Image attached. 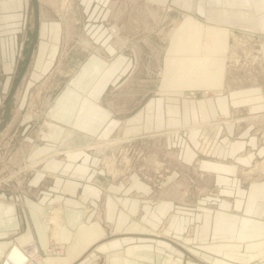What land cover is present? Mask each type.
Returning a JSON list of instances; mask_svg holds the SVG:
<instances>
[{"label":"crops","instance_id":"1","mask_svg":"<svg viewBox=\"0 0 264 264\" xmlns=\"http://www.w3.org/2000/svg\"><path fill=\"white\" fill-rule=\"evenodd\" d=\"M89 1L93 9L89 22L104 25L111 1ZM151 1L158 6L172 5L187 10L184 17H175V26L168 32L172 34L168 55H180L183 59L168 60L166 88H224L222 70L228 37H236V31L264 37V0ZM38 2L42 8V1ZM31 6L32 0H0V167L16 156L15 148L6 156L9 145L5 142L6 136L17 131L16 126L23 134L30 132L29 141L34 139L31 134L35 128L24 122L25 100L18 90L30 75V66L12 100L7 101L24 57L27 30L32 27ZM42 23L40 13V30ZM40 30L32 56L35 60L38 57L37 68L46 49L44 45L39 57ZM104 33L102 30L96 34L106 52L111 41L106 44ZM102 60L87 58L79 64L72 87L56 99V122H50L52 132L38 128L42 140L25 144L21 157L28 153L34 164L28 165L33 168L26 172L21 191L10 190L14 180H1L2 186L5 183L7 187H0V263L14 243L23 245L36 240L45 250L51 241L52 223L44 219L54 213L57 216L53 220L57 222L53 223V236L65 247V253L50 255L46 264H264V180L242 184L239 174L242 165L264 152L257 137L264 129V112H256L264 104L254 102L248 116L227 111L222 106L226 99L213 102L203 98L184 99L185 107L180 110L170 99L171 109L165 107L163 99L157 105L156 99H150L145 105L147 115L156 119L157 126L165 122L173 126L213 122L218 113L229 115L220 121L229 124L217 121L197 127L203 129L205 141L210 145L207 154H216L201 158V164L209 168L215 176L213 183L221 190L211 205L204 203L206 194H199L205 197H199L195 204L198 212L190 209L189 202L176 203L175 192H167L163 197L151 193L152 189L138 174L132 175L128 186L118 185L113 191L111 180L100 175L96 168L98 157L89 148L92 146H84L90 144L84 141L91 142V136L109 137L121 124L115 112L104 106L106 99H100L111 80L109 73L98 76L99 73L118 70L116 67L111 70L110 61ZM260 90L262 95L248 91V99L264 100V88ZM134 115L127 123L133 126L131 129L135 127L134 120H141L142 110ZM148 124L151 123L147 121L145 127ZM255 124L261 127L255 128L258 127ZM198 129L192 128V139L196 138ZM227 132H235V138H229ZM99 145L107 147V142ZM187 155L193 156L190 151ZM153 199L156 202H151ZM182 199H185L183 194ZM195 213L198 218L194 220ZM192 220L193 233L187 236ZM163 223H166V238L157 233Z\"/></svg>","mask_w":264,"mask_h":264},{"label":"rangeland","instance_id":"2","mask_svg":"<svg viewBox=\"0 0 264 264\" xmlns=\"http://www.w3.org/2000/svg\"><path fill=\"white\" fill-rule=\"evenodd\" d=\"M41 1L40 13L44 23L40 30L38 56H41L43 47L46 46V49L38 68V57L36 60L32 57L29 65L30 75L18 89L21 99L25 100V106L22 108L25 112L24 122L26 125L30 124L31 128H35L32 129L33 134H31L34 139L29 141L27 133L30 134V132L23 134L17 126L14 134L10 137L6 136L5 142L9 145V152L6 150V156H10L14 148L16 156L9 158L6 166L0 167V187L5 189L7 185L4 183L2 186L1 180L6 181L9 178L15 181L10 184V190L21 191L25 183L26 172L33 168L28 165L29 163L34 164L30 161L32 159L29 160L28 153L25 157H21L23 150L26 149L25 144H36L42 140V135L39 137L38 128L48 131L47 123L50 126V122H56L54 116L56 99L66 89L72 87L71 82L78 74L79 64L87 58H97L100 62L102 59H105L107 63L110 61L111 70L115 67L118 69L115 72L99 73L98 76L109 73L111 82L108 81L100 99H106L104 106L109 107L112 112H115L116 118L121 119V124L119 123L120 125L109 137L91 136L93 139L90 140V144H84V146L91 145L92 147L89 148L98 157L96 168L99 174L111 180V186H115L111 187L113 191L118 185L128 186L132 175L138 174L152 189L151 193H159L163 197L167 192H175L178 197L176 203L182 205L189 202L191 204L189 207L194 212H198V207L195 206L198 198L205 197L198 196L199 194L207 195L208 198L204 200V203L213 204L217 191L221 188L218 189L219 185L213 183L215 176L209 168L201 164V158L211 154H207V148L210 145L208 146L205 141L202 134L203 129L197 127L217 121L229 124L228 121L220 122L229 118V115L218 113L217 120L213 122H190L180 126L169 125L165 122L157 126L156 119L147 115L148 107L145 105L150 99H156V105L163 99L165 107L168 106L171 109L172 102H168L170 99L180 110L184 106V99L197 101L203 98L208 101L211 99L212 102L216 99H226L222 101L224 102L222 106L227 108V111L249 116L252 104H264L263 99H248V91L263 94V90L260 89L264 88V37L251 36L242 31H236V37H228L222 70L224 88L192 89L186 87L184 90L166 88L168 60L176 62L183 59L180 55H168L172 39V34L168 32L175 26V17L180 15L184 17L187 10L182 11L172 5H169L170 8L169 6H158L155 1L151 0H110L112 5L110 12H107L109 16L107 15L104 25L100 22L94 25L89 22L93 11L89 0H71L70 3H65L64 0ZM64 3L66 10L62 9ZM31 8V20L30 18L29 20L33 28L35 25L34 9L32 6ZM113 25L119 27L118 36L111 29ZM102 30L105 31L106 44L111 41V48L110 50L105 49L106 52L101 48L102 43L99 42L96 34ZM87 37L91 43L85 45L84 39ZM117 37H123L121 40L128 41L118 45ZM117 59L120 60L118 65H113ZM169 65L172 66V64ZM188 67L191 68V65ZM79 98L81 99L82 96ZM140 110L143 116L138 122L135 120L132 122L135 127L131 129L133 126L127 123L134 119V114ZM256 112L262 113L264 108ZM147 121L151 124L145 127ZM260 125L255 124L258 126L255 128L261 127ZM192 128L198 129L195 140L191 137ZM227 135L229 138H235V132L234 134L227 132ZM257 137L264 147V129L258 132ZM105 142H107V147L99 145ZM186 151L192 152V158L187 155ZM215 156V153L211 155V157ZM239 174L242 184L264 180V152L242 165ZM180 193L181 196H179ZM182 194L185 199H182ZM189 197L190 201H188ZM154 201L156 202V199L151 200V202ZM197 218L198 214L195 213L194 220ZM50 220L51 223L57 222L52 218ZM165 225L166 223H163L157 232L160 237L164 238H166ZM194 226L192 220L190 228L188 227L185 233L187 236L193 233L191 227ZM51 228L50 225V237H52Z\"/></svg>","mask_w":264,"mask_h":264},{"label":"built area","instance_id":"3","mask_svg":"<svg viewBox=\"0 0 264 264\" xmlns=\"http://www.w3.org/2000/svg\"><path fill=\"white\" fill-rule=\"evenodd\" d=\"M54 213H50L45 217V221L52 222L50 218ZM51 225L52 237L49 246L43 250L36 240H31L23 245L14 243L6 252L1 264H46V260L50 255L65 253V247L59 242L57 237L53 236L54 225ZM16 245H18V253H13ZM17 255V256H12Z\"/></svg>","mask_w":264,"mask_h":264},{"label":"water","instance_id":"4","mask_svg":"<svg viewBox=\"0 0 264 264\" xmlns=\"http://www.w3.org/2000/svg\"><path fill=\"white\" fill-rule=\"evenodd\" d=\"M32 4H33V9H34L35 25L32 29L29 28L27 30V39L24 43V48H23L24 57H23V59H21V64L18 67V72L16 74V77H15L13 84H12V87L10 89L8 99H7L8 102H10V100H12V97L14 96L16 90L18 89L20 82L23 80V78L26 74V71L29 67L31 60H32L33 51H34V48H35V45L37 43L38 36H39V30H40L39 2H38V0H32Z\"/></svg>","mask_w":264,"mask_h":264},{"label":"bare ground","instance_id":"5","mask_svg":"<svg viewBox=\"0 0 264 264\" xmlns=\"http://www.w3.org/2000/svg\"><path fill=\"white\" fill-rule=\"evenodd\" d=\"M70 1H71V0H64L65 3H70ZM51 2H53V0H52ZM65 3H64V7H62L63 10H66V7H65L66 4H65ZM68 7H69V6H68ZM66 17H67V16H66ZM63 18H64V17H63ZM173 21H174V20H173ZM69 23H70V22H69ZM72 25H73V24H72ZM117 25H118V24H117ZM118 28H119V27H117L116 25H115V26L113 25V27L111 28L112 31L116 34V36H118ZM168 34H169V33H168ZM121 38H123V37H121ZM121 38H120V37H119V38L117 37V44H118V45H119V44H121V45H122V44H125V42L128 41V40H127V41H125V40H121ZM241 41H242V40H241ZM89 43H91V42L89 41V39L85 38V39H84V44L87 45V44H89ZM81 44H82V43H81ZM96 47H97V46H96ZM85 48H86V47H85ZM233 49H234V48H233ZM231 118H232V117H231ZM47 126L49 127V130H48V131H49V132H52V129H51L52 126L50 127V126L48 125V123H47ZM44 128H45V127H44ZM212 130H213V129H212ZM46 132H47V131H46ZM83 139H84V138H83ZM87 140H88V141H87ZM85 141H87V142L89 143V139H86ZM85 141H84V142H85ZM168 161H169V160H168ZM56 216H57V215L54 214L52 219H54ZM48 222H49V220H48ZM50 223H51V222H50ZM52 224H53V223H52ZM17 246H18V245H16V248H15V250H14L13 253H18V247H17ZM11 255H12V256H17V255H13V254H11Z\"/></svg>","mask_w":264,"mask_h":264}]
</instances>
